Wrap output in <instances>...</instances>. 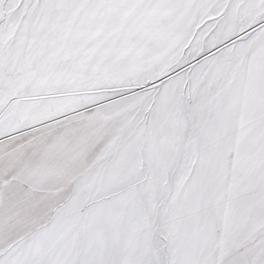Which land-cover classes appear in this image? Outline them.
Wrapping results in <instances>:
<instances>
[{
	"label": "snow or ice",
	"instance_id": "snow-or-ice-1",
	"mask_svg": "<svg viewBox=\"0 0 264 264\" xmlns=\"http://www.w3.org/2000/svg\"><path fill=\"white\" fill-rule=\"evenodd\" d=\"M0 264H264V0H0Z\"/></svg>",
	"mask_w": 264,
	"mask_h": 264
}]
</instances>
